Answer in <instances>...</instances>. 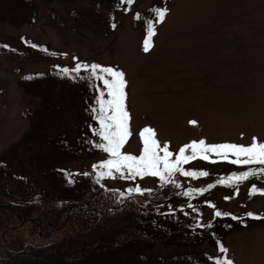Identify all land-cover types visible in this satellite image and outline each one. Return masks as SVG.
Listing matches in <instances>:
<instances>
[{"label": "rangeland", "instance_id": "obj_1", "mask_svg": "<svg viewBox=\"0 0 264 264\" xmlns=\"http://www.w3.org/2000/svg\"><path fill=\"white\" fill-rule=\"evenodd\" d=\"M154 2L133 0L130 9L112 15V22L90 0H56L41 3L35 23L18 27L0 22V155L22 138L39 102L23 92L21 76L59 66L75 69L77 64L84 71L98 64L124 73L129 135L122 154H142L146 127L153 130L160 149L168 145L171 160L193 141L242 146L253 138L264 142V0H170L164 19L144 29L138 18ZM207 155L208 161L198 157L181 165L196 175L178 172L182 181L176 189L211 195L207 219L218 210L257 213L253 216L259 215L258 224L234 230L226 237V252L213 254L216 261L264 264V194H250L253 185L264 188V172L240 182L237 192L228 177L220 176L230 169L218 163L229 161ZM106 158L111 156L104 152L66 166L81 178ZM202 171L208 175L201 176ZM213 178L214 188L209 187ZM109 183L133 192L162 187L159 177L150 174L132 179L122 175L109 178ZM1 239L0 256H6Z\"/></svg>", "mask_w": 264, "mask_h": 264}, {"label": "trees", "instance_id": "obj_2", "mask_svg": "<svg viewBox=\"0 0 264 264\" xmlns=\"http://www.w3.org/2000/svg\"><path fill=\"white\" fill-rule=\"evenodd\" d=\"M54 1L0 0V22L35 23L41 3ZM90 1L110 21L120 9L132 7L127 0ZM169 1L156 0L139 16L144 29ZM19 83L39 102L22 138L0 155V235L6 252L0 264H217L213 252L224 249L228 234L261 220L223 210L207 219L211 195L192 188L181 194L177 173L161 181V188L116 189L109 178L126 173L113 169L111 176H98L107 171L100 168L106 158L78 178L66 163L104 153L96 146L104 142L96 134L98 101L109 98L103 81L91 69L59 66L26 73ZM218 164L230 169L220 174L223 178L257 166ZM229 184L239 192L240 183ZM255 188V195L264 193L263 187Z\"/></svg>", "mask_w": 264, "mask_h": 264}, {"label": "snow or ice", "instance_id": "obj_3", "mask_svg": "<svg viewBox=\"0 0 264 264\" xmlns=\"http://www.w3.org/2000/svg\"><path fill=\"white\" fill-rule=\"evenodd\" d=\"M127 2L131 4L133 0H127ZM165 13L166 9L159 10L158 16L160 21L164 19ZM148 46L149 42L146 40L145 51L148 50ZM88 67V65H84L85 69ZM90 67L92 75L103 81L107 89V96L109 97L107 100L101 98L98 101L100 107L96 119L99 122L100 128L96 134L104 142L98 143L96 146L101 148L104 152L109 153L111 158L100 165L101 169H107V171L99 172L98 176H111L112 170L115 169L118 173H126L129 179L150 174L159 177L161 181L167 182L178 172L185 177H192L196 175V172L186 171L181 165L190 163L198 157L208 161L210 160L209 155H207L208 153H214L216 156L220 157V159L229 161L235 165L264 166V142L258 143L256 138H253V142L249 146L232 143L208 145L205 144L204 140H200L199 142L193 141L181 147L175 159L171 160L170 157L173 153L168 150V145L165 144L163 149H160L157 140L154 138L153 130L147 127L141 132L144 145L142 154L139 157L130 154H122L121 147L129 135V117L125 110L124 103V88L126 83L124 80V73L110 67H101L98 64H92ZM80 68L81 65L77 64L74 70L79 72ZM64 71L67 73L68 69H64ZM187 149L191 150L190 155H186ZM160 151L163 152V155L159 154ZM229 153L235 158L229 159ZM257 172H264V167H260L259 169L249 167L247 171L229 176L228 181L239 184L255 175ZM85 175H87V173H85ZM200 175L207 176L208 173L202 171ZM220 183H224V181L222 180ZM209 187H211V185H209ZM135 191L140 192L141 189L137 187ZM253 191H256L255 185L250 189V194ZM216 215L219 216L221 213L217 212ZM248 215L253 216L254 214L249 212ZM221 251L226 252V249L222 248ZM217 264H232V261H217Z\"/></svg>", "mask_w": 264, "mask_h": 264}]
</instances>
